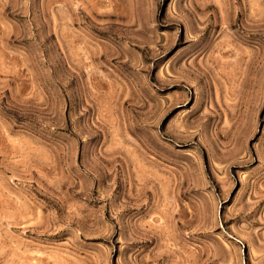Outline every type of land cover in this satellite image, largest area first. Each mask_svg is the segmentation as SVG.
<instances>
[{"label": "rangeland", "instance_id": "rangeland-1", "mask_svg": "<svg viewBox=\"0 0 264 264\" xmlns=\"http://www.w3.org/2000/svg\"><path fill=\"white\" fill-rule=\"evenodd\" d=\"M0 264H264V0H0Z\"/></svg>", "mask_w": 264, "mask_h": 264}]
</instances>
